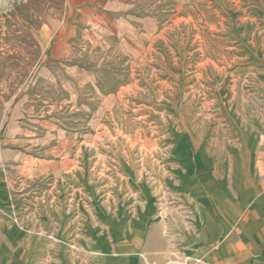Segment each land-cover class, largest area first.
Segmentation results:
<instances>
[{
  "label": "crops",
  "instance_id": "crops-1",
  "mask_svg": "<svg viewBox=\"0 0 264 264\" xmlns=\"http://www.w3.org/2000/svg\"><path fill=\"white\" fill-rule=\"evenodd\" d=\"M189 2L64 0L59 17L44 21L37 35L42 62L36 77L0 102V245H35L40 251L35 262L58 264V256L42 253L49 243L46 238L12 237L11 192L36 194L46 180L44 189L53 198L60 181L74 180L76 168L85 164L96 136L104 131L101 119L137 85L136 78L119 80L106 90L100 71L116 65L133 76L144 56L162 66L169 58L167 45L174 42L170 21L187 19L181 13ZM170 10L176 11L173 20L166 19ZM251 47L245 45L247 62L258 61L263 94L264 48L255 52ZM56 68L65 75L59 79L65 98L56 106L42 104L47 101L32 91L40 79L59 85ZM242 95L243 111L227 112L226 140L218 134L208 141L193 128H184L168 204L157 205L148 189L132 192L108 213L99 236L89 241L88 252L68 255L67 263L264 264V113L252 114L245 101L250 95ZM45 98L52 99L47 93ZM59 109L81 114V128L62 124ZM126 172L136 180L132 166ZM27 261L26 256L0 254V264Z\"/></svg>",
  "mask_w": 264,
  "mask_h": 264
},
{
  "label": "rangeland",
  "instance_id": "rangeland-1",
  "mask_svg": "<svg viewBox=\"0 0 264 264\" xmlns=\"http://www.w3.org/2000/svg\"><path fill=\"white\" fill-rule=\"evenodd\" d=\"M63 3L0 0V102L36 77L42 62L37 35L45 20L59 17ZM188 4L181 13L187 19L170 21L174 42L167 45L168 64L156 65L144 56L133 76L116 65L106 72L96 71L104 75L106 90L119 80L136 78L137 85L132 91L127 89L124 101L101 119L104 131L96 136L97 144H92L85 164L76 168L74 180L58 183L56 197L45 191L46 180L36 194L12 190L8 215L13 238H46L49 243L42 246V253L58 256V264H68V255L88 252L89 241L99 236L108 213L129 200L132 192L148 189L155 194L157 205L168 204L169 180L176 169L175 158L182 153L178 140L184 139L185 127L208 141L218 134L226 140L230 132L227 112L243 111L242 94L250 95V101H245L252 114L264 113L260 65L255 59L247 62L245 52V45L255 52L264 48V0H190ZM175 13L168 11L166 19H175ZM56 70L58 81L64 79V72ZM50 83L40 79L32 93L47 101L40 103L56 106L66 90L60 81L59 85ZM46 93L51 100L45 98ZM58 112L62 124L81 128V114ZM131 166L138 174L134 181L126 172ZM37 253L35 245H0V254L26 256L27 264H38Z\"/></svg>",
  "mask_w": 264,
  "mask_h": 264
},
{
  "label": "trees",
  "instance_id": "trees-1",
  "mask_svg": "<svg viewBox=\"0 0 264 264\" xmlns=\"http://www.w3.org/2000/svg\"><path fill=\"white\" fill-rule=\"evenodd\" d=\"M21 5V4H20Z\"/></svg>",
  "mask_w": 264,
  "mask_h": 264
}]
</instances>
